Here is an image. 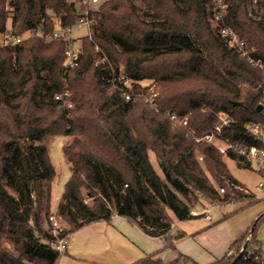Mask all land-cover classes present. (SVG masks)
Returning <instances> with one entry per match:
<instances>
[{
	"label": "trees",
	"instance_id": "16d2710c",
	"mask_svg": "<svg viewBox=\"0 0 264 264\" xmlns=\"http://www.w3.org/2000/svg\"><path fill=\"white\" fill-rule=\"evenodd\" d=\"M79 1L0 0V34L24 38L14 46L0 45V264H58L59 240L115 216L172 246L175 221L194 219L197 205L241 198L232 189L219 194L217 186L237 181L216 148L186 140L183 130L138 102V87L130 92L118 80L119 68L116 77L101 74L96 48L123 63V76L135 83L155 81L160 92L154 107L162 114L190 116L198 133L212 128L219 114L236 121L224 133L236 142L246 137L242 123L264 122V111L257 110L262 75L213 28L210 0H139L150 21L140 16L138 0H109L89 14L82 61L67 70L65 42L38 34L72 28L84 10ZM228 1V25L264 63V1L258 12L250 11L249 0ZM242 86L255 91L246 106L240 102ZM58 135L73 139L63 148L71 177L59 208L70 202L83 220L76 223L64 213L70 228L55 236L53 228H44L51 201L44 188L48 184L50 190L55 177L48 139ZM263 219L232 246L244 247L251 236L236 264H264L257 236ZM150 263L163 264L151 258L137 264ZM172 264L197 263L180 254Z\"/></svg>",
	"mask_w": 264,
	"mask_h": 264
},
{
	"label": "crops",
	"instance_id": "0c3cea01",
	"mask_svg": "<svg viewBox=\"0 0 264 264\" xmlns=\"http://www.w3.org/2000/svg\"><path fill=\"white\" fill-rule=\"evenodd\" d=\"M4 40L5 35L0 34V44H3ZM237 183L245 186L238 180ZM237 203H242L244 206L252 205L244 199H231L224 206ZM206 209H211L212 214L213 208H209L208 205H197L192 211L202 213ZM262 212L264 206L259 212L250 215L235 211L222 213L216 220L212 217L211 221L205 216L175 221L171 236L179 237L172 247L192 258L197 264H212L231 252L235 242L249 232L255 219ZM189 223L195 224L196 228ZM258 239L261 241L264 254V244L260 236ZM163 244H166L165 240L149 237L129 224L125 218L115 216L110 223H94L74 231L69 236L67 250L61 254L58 264H137L148 258L170 264L177 255L170 250L161 253Z\"/></svg>",
	"mask_w": 264,
	"mask_h": 264
},
{
	"label": "built area",
	"instance_id": "2783aa9c",
	"mask_svg": "<svg viewBox=\"0 0 264 264\" xmlns=\"http://www.w3.org/2000/svg\"><path fill=\"white\" fill-rule=\"evenodd\" d=\"M264 0H249L250 11L258 12L261 3ZM78 6L84 7L81 17L73 27L81 28L88 26V16L91 13L97 12L103 5L102 0H80ZM210 14L211 22L217 29L220 37L224 40L230 50L236 53L239 57L245 59L252 67L258 69L262 75V92L260 100L257 102V110L264 111V63L254 56V50L248 43L235 31L227 22L229 15V1L228 0H210ZM72 28L66 30H55L50 34L39 33L46 41L63 40L65 42V68L72 70L79 67L83 57V46L80 43H75L71 39ZM5 35L3 44L0 45H17L23 41V37H10ZM105 65V63L103 62ZM125 98L130 100V96ZM58 99V98H57ZM149 103V102H147ZM153 104V102H150ZM167 120L170 121L172 127L183 130L185 139L193 142L196 145L206 144L214 146L222 156V158L234 161L237 166L248 165L255 167L264 175V122L245 121L241 124L242 130L246 137L241 141H233L230 137L224 135L225 131L233 129L236 121L228 115L219 114L216 116V121L212 128L198 133L190 124V116H179L177 114H165ZM238 124V122H237ZM234 159H231V158ZM199 162H204L203 156L199 155ZM243 163V164H242ZM242 164V165H241ZM228 189H232L240 193L241 197H249L253 194L247 188L239 183L226 180L224 187H218V192L221 196L227 194ZM257 189L264 190V177L258 183ZM192 216H205L208 221L212 220L211 209H206L202 213L195 211L191 212ZM50 221H54V217L50 216ZM58 249L65 251L67 249V242L60 240Z\"/></svg>",
	"mask_w": 264,
	"mask_h": 264
},
{
	"label": "rangeland",
	"instance_id": "374dc122",
	"mask_svg": "<svg viewBox=\"0 0 264 264\" xmlns=\"http://www.w3.org/2000/svg\"><path fill=\"white\" fill-rule=\"evenodd\" d=\"M102 1H103V3H105L109 0H102ZM136 4L139 8L140 16L143 17L144 19H146L147 21H150V19L148 17V10H147L146 6L139 0ZM209 10H210V2H209ZM212 25H213V28H215L213 23H212ZM56 30L62 31V29H59V28H57ZM86 35H88V26L81 27V28L73 27L72 33H71V39L75 43H80L83 46V39ZM95 50H96V52H98L100 54L99 55L100 58L98 59V61L96 63V65H98V66L100 65L99 72L101 74H107V76L116 77V76H118V73L116 70H117V68H119L121 75H119L120 78H118V80H121L120 82L124 81V86L128 87L130 92H132V91L134 92V88H135V86H137L138 87L137 88V91H138L137 94L141 95V97L139 96L140 98L138 97L139 98L138 102H140L141 104L143 103V105L145 104L157 116L162 117L164 122H169L170 126L172 127V124L170 123V121L167 120V117L165 116V114L164 113L162 114L159 108L154 107V104H155L154 100L156 99V97H158V92H160V87L158 86V84L155 81H150V80L140 81V82L135 83L133 80L129 79L128 77L123 76V74H124L123 71L125 70L123 63H121V62L117 63L114 59L111 60L109 58L107 52L103 51L101 48H96ZM86 56H87V54H86ZM103 62L105 63V65L103 64ZM156 85L158 87H156ZM241 90H242V97L240 99L241 104H244L245 106L249 105L250 102L252 101V99L254 98L253 94L255 93V91L248 86H242ZM147 91L151 95L148 96ZM69 96H71V95L69 94ZM140 100H142L143 102ZM146 102H149V103H146ZM150 102H153V104H150ZM67 103H69L68 107L72 106L71 105L72 103L70 100H68ZM173 129H175V128H173ZM72 140H73L72 137H65V136H60V135L54 136V137L48 139V150H49L51 162H52L54 169H55V177H54V180L52 181L51 185H49L51 187V189L50 190L48 189V184H47V185H45L44 191H45L46 196L50 197V200H51L50 201V216L52 215L54 217V221L51 222L49 218H46L44 228L48 229V230L50 228H53V234L55 236H60L62 234L61 232L63 230H68L70 228V225L61 217V215H63L64 213H67V214L70 213L72 219L76 223H80L83 220L81 210L74 207V205L72 203L66 202L62 205V208H59L60 199H61L62 194L64 192L65 185L67 184V182L69 181V179L71 177L70 167L64 159L63 148H64V146L69 144ZM149 157H150V161H151L155 171L160 176H162V173L159 169V165H158L156 156L152 152H150ZM222 159L226 163L231 176L236 181L238 180V181L242 182V184H244L246 186L247 190L254 195L249 196V197H244V198L243 197L235 198L237 200L244 199L248 204H252V205H246V206L242 205V203L232 204L230 206H224L226 204L216 203V204H213V205H215V207H212L213 205H211L210 202H204V205H208L209 208L210 207L213 208L212 214H211L213 219L216 220L220 214L227 213V212L240 211V212H242L243 215H245V214L250 215L254 212H259V209L264 206V200H260V199H264V190L263 191L258 190L257 185L262 180L264 175L260 171H258L255 167L248 166L246 164L238 167L234 161H232L230 159L228 160L225 158H222ZM200 163H201L203 169L206 170L205 166H204V162H200ZM217 187H219V186H217ZM85 203L90 206V205H92V200L86 199ZM209 205H211V206H209ZM263 214H264V212H262L260 214V216H258L255 219V221L258 218H260ZM255 221H254V223H255ZM51 225H52V227H50ZM189 225L196 228V225L193 223H189ZM181 229H182V227H181ZM190 229H192V228L190 227ZM177 230L179 232H181L180 229L177 228ZM257 234H258L257 236H260V239L262 240V242L264 244V219L259 224ZM178 237L174 236L173 239H171L173 241L172 243H174V241L176 239H178ZM250 238H251V236L249 235L248 240H247L246 244L244 245V247L241 246L243 244V243H241V245L239 247L237 246L236 248H233L231 250V252L226 256V258H228L229 260H230V258H232V260H233V261L231 260L232 264L241 254L243 256L246 245L249 243ZM68 239H69V237H64L61 239V241L62 240L66 241L67 245H68ZM59 242H60V240L57 243V249H58ZM165 243H166L165 245L163 244V248L161 250V253L170 250L174 254L177 255L176 259L170 263V264H172L179 259V255L181 253L176 248H173L172 247L173 245L169 246L168 245L169 241H165ZM263 249H264V246H263ZM66 250L60 251L58 249L60 254H64L66 252ZM154 251L155 250H153V252ZM217 261H219V260H217ZM217 261H215V262H217ZM150 264H152V263H150Z\"/></svg>",
	"mask_w": 264,
	"mask_h": 264
},
{
	"label": "water",
	"instance_id": "95a60500",
	"mask_svg": "<svg viewBox=\"0 0 264 264\" xmlns=\"http://www.w3.org/2000/svg\"><path fill=\"white\" fill-rule=\"evenodd\" d=\"M238 167H239V165H238ZM264 215V214H263ZM241 256H242V254L233 262V264H236L237 263V261L241 258Z\"/></svg>",
	"mask_w": 264,
	"mask_h": 264
}]
</instances>
